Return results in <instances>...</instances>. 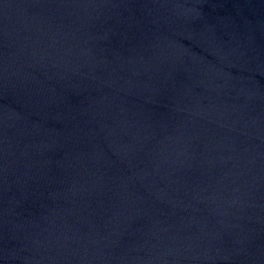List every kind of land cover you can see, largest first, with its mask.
Returning a JSON list of instances; mask_svg holds the SVG:
<instances>
[{
	"label": "water",
	"instance_id": "95a60500",
	"mask_svg": "<svg viewBox=\"0 0 264 264\" xmlns=\"http://www.w3.org/2000/svg\"><path fill=\"white\" fill-rule=\"evenodd\" d=\"M0 264H264V0H0Z\"/></svg>",
	"mask_w": 264,
	"mask_h": 264
}]
</instances>
